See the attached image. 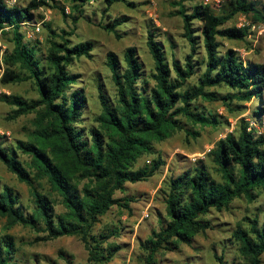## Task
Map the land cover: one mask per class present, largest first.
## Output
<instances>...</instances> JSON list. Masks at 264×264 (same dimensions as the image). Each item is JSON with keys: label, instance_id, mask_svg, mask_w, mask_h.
<instances>
[{"label": "trees", "instance_id": "1", "mask_svg": "<svg viewBox=\"0 0 264 264\" xmlns=\"http://www.w3.org/2000/svg\"><path fill=\"white\" fill-rule=\"evenodd\" d=\"M68 1L71 6L66 13L55 0H30L24 7H8L0 0L1 33L9 32L12 43L11 50L3 55L0 83L32 80L38 93L36 98L0 94V101L12 107L10 119L34 113L29 139H15L14 145H3L0 140V160L29 187L33 202L32 210L26 212L12 187H0V217L5 220L0 233V264H12L16 248L14 237L6 231L15 225L42 232L37 238L44 241L77 235L88 251L89 264L108 262L119 246L107 240L118 230L109 228L96 234L93 226L114 205L130 211L129 204L135 197H115V192L124 191L127 182L146 181L164 165L161 155L155 154V142L183 130L186 122L201 127L225 123L222 115L202 104L204 101L221 102L229 112H236L246 108L244 103L255 100L252 118L264 122V64L242 58L232 47L222 49L218 39L248 44L249 25L224 24L239 14L252 23L264 24L263 0H226L218 13L209 4L187 7L184 0L175 1L174 14L182 19L183 36L189 45L183 61L167 60L151 25H147L145 33L154 66L151 86L143 78L135 46L125 48L122 60L115 52L107 51L105 64L115 95L110 98L103 86L97 85L100 112L90 126L81 124L87 95L83 88H73L80 74L70 70L76 59L91 58L95 47L91 39L73 42L70 38L90 0ZM102 1L101 13L109 19L99 26L119 39L118 27L129 17H112L109 9L115 3L130 8L136 5L132 0ZM40 6L56 7L73 25L70 30L58 31L44 23L45 48L39 41L27 40L21 30L23 22L35 21L34 10ZM7 26L9 31L4 29ZM199 49L203 50L200 59ZM193 76H197L195 82L190 81ZM185 131L188 136L199 134ZM16 150L30 157L37 176L46 178L61 197L63 212L54 211L52 199L38 189ZM145 154L155 156L147 164L135 167ZM207 155L212 168L198 159L181 173L170 176L161 189L165 216L158 218L157 229L139 241L145 264H157L160 252L176 250L180 244L194 248V237L212 228L211 221L205 218L211 210H226L238 197L252 201L258 190L264 189V132L258 133L245 119L241 118L236 132L220 138ZM243 221L246 223L237 222L231 232L241 260H227L223 251L213 255L218 264H263L264 220L260 221L255 213L244 216Z\"/></svg>", "mask_w": 264, "mask_h": 264}, {"label": "rangeland", "instance_id": "2", "mask_svg": "<svg viewBox=\"0 0 264 264\" xmlns=\"http://www.w3.org/2000/svg\"><path fill=\"white\" fill-rule=\"evenodd\" d=\"M56 5L64 6L66 13L70 12L68 0H55ZM134 8L123 3H115L109 9L112 17L127 15L129 20L118 27L121 38L117 39L112 33L106 32L99 23L108 21V16H103L101 9L104 4L102 0H90L84 7L82 17L73 35V42L82 39H91L95 47L91 58L82 57L76 59L70 66V70L79 73L78 82L73 88H83L87 95V104L84 112L86 126L94 125L93 118L100 112V104L97 97V85L101 84L105 93L114 98L115 87L111 81L110 72L105 64L107 51H113L120 60L126 47L135 46L139 60L142 63L143 78L151 86L154 82L150 77L153 71V59L145 43L147 25L155 28L156 40L164 47L167 60L183 61L185 54L189 51V45L183 36V22L180 16L175 15L177 0H132ZM205 0H184V4L190 7L194 4H203ZM212 1V0H210ZM210 7L215 13L219 8L210 2ZM35 21L42 22L39 30L32 25H22L21 30L29 41H39L43 48L46 46L47 30L44 23H50L56 30L72 29L70 18H65L56 7L48 8L45 13L34 10ZM245 16V15H244ZM34 21V22H35ZM250 25L252 22L242 14L227 21L224 26ZM239 27V26H238ZM9 31V28L6 29ZM29 32L30 36L27 35ZM10 33L0 34V76L4 67L3 55L10 51ZM222 43V49L232 47L239 55L254 61L264 63V31H250L247 37L248 44L243 41L227 40L218 38ZM250 42V44H249ZM199 57V58H198ZM203 57V50L199 49L197 58ZM197 76L191 78L196 81ZM222 90H225L222 88ZM17 93L26 98H36L38 93L32 80L17 83H0V94ZM208 109L222 115L226 122L219 126L201 127L187 123L183 130L175 131L171 137L155 142L156 153H159L165 163L160 169L146 181L135 183L127 182L124 191L117 190L115 197L131 196L135 200L130 202V211L126 208L112 206L93 226L94 233H101L109 228L118 230V234L111 236L107 242L119 246L115 255L104 264H145L144 253L139 246V241L148 237L153 229L159 227L158 218L165 216L163 192L165 182L170 176L181 173L184 169L192 166L198 159H202L211 168L214 166L207 153L215 146V143L230 132H236L241 118L249 122L258 133L264 132V122H256L251 115V107L256 104L255 100L244 103L245 109L229 112L221 102H203ZM11 106L0 101V137L3 145H14L15 139H29L30 131L33 129L32 120L34 113L21 115L16 119L8 117ZM185 130L197 131L198 135L188 136ZM155 154L143 155L135 164V167L143 166L152 159ZM16 156L25 164L30 175L35 178L34 183L38 189L50 196L53 201L54 211L61 213L65 210L61 197L52 189L46 178L37 176V171L31 166V159L27 154L16 150ZM213 170V169H212ZM216 175V172L212 171ZM8 185L18 194L21 204L26 212L32 210L29 187L20 182L15 174L11 173L0 160V187ZM259 214V220H264V189L258 190L257 197L247 201L244 197L235 198L228 209L222 211L211 210L205 218L209 219L212 228L205 233L194 237V248L180 244L176 250L163 251L157 255V264H218L214 259V253L220 254L224 251L225 259L240 261L236 245L233 243L231 232L237 222H242L244 216ZM4 218L0 217V233L3 231ZM14 237L16 250L12 255V264H89L88 251L84 243L77 235H65L51 240H41L42 232H36L29 227L15 225L6 231ZM223 246H226L223 248ZM264 264V253L262 254ZM95 264V263H94Z\"/></svg>", "mask_w": 264, "mask_h": 264}, {"label": "built area", "instance_id": "3", "mask_svg": "<svg viewBox=\"0 0 264 264\" xmlns=\"http://www.w3.org/2000/svg\"><path fill=\"white\" fill-rule=\"evenodd\" d=\"M6 6L8 7H12V6H26L28 4V2L30 0H1ZM226 0H205L203 2V4H210V2L217 8L221 7V5L225 2ZM264 1V0H263ZM48 8H45L43 6H40L37 10L45 13V11ZM242 17H245L244 15H242ZM42 22V20L40 21H35V22H23V25H32L33 27H35L36 30H39V25ZM243 23H239L238 26H243ZM250 31L254 32V31H258V32H262L264 31V24L263 23H251L250 25ZM9 27H5L4 29H8ZM2 32V29H0V34ZM27 35L30 36L29 32H27ZM242 58H245L244 56L240 55ZM264 64V63H263Z\"/></svg>", "mask_w": 264, "mask_h": 264}]
</instances>
